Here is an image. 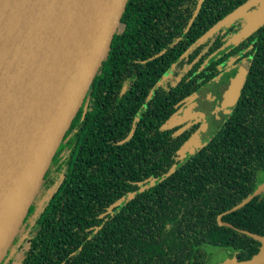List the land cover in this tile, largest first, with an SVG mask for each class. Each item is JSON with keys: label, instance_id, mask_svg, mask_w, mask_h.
Masks as SVG:
<instances>
[{"label": "trees", "instance_id": "obj_1", "mask_svg": "<svg viewBox=\"0 0 264 264\" xmlns=\"http://www.w3.org/2000/svg\"><path fill=\"white\" fill-rule=\"evenodd\" d=\"M246 1L203 0L190 27L199 0L156 3L150 24L141 19L143 1H129L121 22L127 30L116 33L90 89L96 102L78 127L80 112L54 159V167L66 164L63 182L40 192L24 222L31 238L19 264H210L206 245L239 260L259 251L260 242L241 231L264 235V191L226 212L264 183V24L221 53L244 19L203 37ZM233 59L249 69L240 98L185 158L189 132L163 126L179 101L213 79L226 87ZM172 70L176 79L156 85ZM220 215L232 227L220 226ZM21 237L2 264L15 263Z\"/></svg>", "mask_w": 264, "mask_h": 264}, {"label": "water", "instance_id": "obj_2", "mask_svg": "<svg viewBox=\"0 0 264 264\" xmlns=\"http://www.w3.org/2000/svg\"><path fill=\"white\" fill-rule=\"evenodd\" d=\"M129 1L0 0V264L112 47ZM202 3L199 0L189 27ZM251 8L257 9L249 14ZM239 19L245 20L243 29L218 53L240 44L264 24V0H247L203 37ZM248 74V67L240 65L225 90L220 108L227 113L236 106ZM169 128L167 122L163 129ZM134 132L135 128L121 143ZM263 191L264 183L226 213L240 209ZM223 215L218 217L220 226L232 227L222 221ZM241 232L260 242L259 251L249 259L233 256L223 264H264V235Z\"/></svg>", "mask_w": 264, "mask_h": 264}, {"label": "flooded vegetation", "instance_id": "obj_3", "mask_svg": "<svg viewBox=\"0 0 264 264\" xmlns=\"http://www.w3.org/2000/svg\"><path fill=\"white\" fill-rule=\"evenodd\" d=\"M142 1H143V3L141 6L144 9H146V12L141 14V16H142L141 19L143 20V22L145 24H150V22L152 21V19L156 15V13L154 12L155 4L162 2V1L164 2L165 0H142ZM256 9L257 8H251L248 10V13L250 14L253 11H255ZM129 21H131V20H129ZM119 28H121L122 31L118 29L117 34H121L125 30H127V25H124L121 23ZM144 47L147 48L148 45H144ZM131 48H134L133 44H131ZM233 60H235V62H236V59H233ZM231 62L229 63L231 65V68L227 72H230L231 70H236L234 77L236 76V74L238 72V68L240 65L243 64V65L247 66L245 63H238L237 65H233L235 62H233L232 64H231ZM175 66H176V64L172 66V69H174ZM179 75H181V74H178V76ZM234 77H232L230 79V81ZM163 78H164V80H163L162 85H164L166 79L169 81H172L173 79H176L177 76H174V70H172L170 73L168 72V73L163 74V76L158 80V82L160 80H162ZM217 80H219V79H213L212 82L217 87H220L221 82H219L220 84H217ZM230 81L228 82L227 86L224 89H222V93H221V96L219 98H217L216 95L213 94L212 92L208 93V98H207V105L208 106L199 107V105H198V100L200 99L199 94L201 93V91L193 93L189 97L179 101L176 104V110L174 111V113L171 115L170 119L167 122H169L171 125L170 129H174L176 131V134H182L186 131H187V133L189 132V136H188L187 140L185 141V144L182 146V149H181V155L183 157L186 158L188 156H193L206 143L207 139L206 140L204 139L203 134H204V132H207L208 133L207 138L209 137L211 124L208 121V116L210 114L213 113V115L215 116V114L221 113L220 116L216 115L217 120H221L220 118H223L224 115H227L231 112L230 111L229 113H227L226 109L220 108V104H221L222 99H223V94H224L225 90L227 89V87L229 86ZM212 82H210L209 84H211ZM89 95H90V91L87 94V97H86V99L83 103V106L81 107L78 115L76 116V118H77L78 116H80V112H82L80 121L78 123V127L85 120V117L88 113L89 107L93 106V104L96 102V99L93 96L89 97ZM102 95L104 96L105 94H101V97H102ZM97 96H100V93ZM150 96L151 95L148 96V99L150 98ZM128 104H129V107L132 106V99L128 101ZM212 104H214V106H212ZM207 108H208V110L206 111ZM204 111L207 112V116L201 117L202 115H200V114H201V112H204ZM76 118L74 119V121L76 120ZM139 121H140V118L135 119V122H139ZM205 126H206V128H205ZM57 154H58V152H57ZM55 158H56V156L54 157V159ZM52 168H55L56 172L54 171L55 173L51 177L50 185H49L48 181L46 182V179H47V175L52 172ZM57 170L61 171V174H59L58 176H57ZM66 171H67V167H66V164L64 163V160L61 162V164L59 166L57 165L56 167H54V160H53L51 167H50V169H49V171L45 177L43 185L40 189V192L44 191V189H45V191H57L59 186H61V184L63 182L62 177H63V175H65ZM40 192H39V194H40ZM28 232H27V234H28ZM21 238H22L21 243L23 242V245L29 241L27 236L25 238L22 236ZM21 245L22 244H19L18 247H20Z\"/></svg>", "mask_w": 264, "mask_h": 264}, {"label": "rangeland", "instance_id": "obj_4", "mask_svg": "<svg viewBox=\"0 0 264 264\" xmlns=\"http://www.w3.org/2000/svg\"><path fill=\"white\" fill-rule=\"evenodd\" d=\"M119 30H121V28H119ZM219 82L220 81L217 80V84H220ZM224 88H225L224 85H220V87H217L216 85H214L213 82L211 84H208L207 86H205L203 88V90H201V93L199 94V97H200V99L198 100L199 107L208 106L207 105V98H208L209 92H212L213 94L216 95L217 98H219L221 96L222 89H224ZM212 106H214V104H212ZM207 110H208V108L206 109V111ZM206 111L201 112V114H200V115H202L201 117L207 116ZM216 115L220 116L221 113L215 114V116L212 113L208 116V121L211 124L209 135L216 129V127L219 124L220 120H217ZM205 128H206V126H205ZM207 135H208V133L204 132L203 137L205 140L207 139ZM27 223H28V220H27ZM27 232H28V227H27V224L24 223L19 234L21 236H23L24 238L27 236V238L29 240L31 238V235L27 234ZM26 249H28V242H26L24 244L23 248L16 254V260H15L14 264H19L22 261ZM205 250L211 255L210 264H223L227 260L231 259L234 255V252L230 249L218 248V247H213V246H208V245L205 246Z\"/></svg>", "mask_w": 264, "mask_h": 264}]
</instances>
